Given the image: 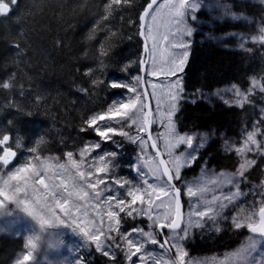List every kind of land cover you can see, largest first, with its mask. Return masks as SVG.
I'll return each mask as SVG.
<instances>
[{"label":"trees","instance_id":"obj_1","mask_svg":"<svg viewBox=\"0 0 264 264\" xmlns=\"http://www.w3.org/2000/svg\"><path fill=\"white\" fill-rule=\"evenodd\" d=\"M150 1L18 0L10 5L9 14L0 16V139L8 135L9 147L31 158L61 160L72 152L76 159L94 138L87 121L125 94L110 82L128 81L139 67V18ZM218 1L222 8H201L192 27L182 85L191 103L179 104L174 122L179 134L203 133L207 144L192 166L181 171L180 180L195 178L204 163L209 170L236 173L240 154L235 149L243 135H264V6L257 0ZM222 9L227 14L217 15ZM257 29L259 40L248 42ZM14 45H19V56L13 55ZM254 82L259 87L241 106L219 98L225 88L247 92ZM3 83L10 87L3 88ZM127 142L118 160L125 161L133 152ZM2 148L0 143V155ZM252 156L255 163L239 179L241 202L258 210L264 205V156ZM20 163L17 156L14 164ZM119 168V175L133 183L129 169ZM143 225L141 219L121 221L123 231ZM230 225L217 231L213 223L204 233H195L184 243L188 255L219 257L236 249L248 232ZM86 246L89 264H124L118 250H112L109 259L96 253L92 244ZM23 250L22 239L0 235V264H13Z\"/></svg>","mask_w":264,"mask_h":264},{"label":"snow or ice","instance_id":"obj_2","mask_svg":"<svg viewBox=\"0 0 264 264\" xmlns=\"http://www.w3.org/2000/svg\"><path fill=\"white\" fill-rule=\"evenodd\" d=\"M17 3L18 0H7V2L0 0V16H7L10 12V5H16ZM119 3L120 0H111V4ZM111 4L108 6L109 9H111ZM154 4H156V0H151L144 14L140 16V35L144 39L145 53V59L141 61V65L148 64V74L153 77L164 76L171 78L183 72L185 63L189 58L188 49L190 48V41L185 40L184 37H191L192 29L187 26L184 18L189 9L195 10L196 5L190 3L189 0H176V2L174 0H165V3L156 9L155 14L151 15V23L145 24L146 18L150 14L148 10L152 9ZM105 19H107V16ZM13 47L16 48V52L13 54L14 57L19 56V45H14ZM169 47L172 50L180 51L169 53L167 51ZM134 80L137 81L135 85L122 82L118 79L111 81V88H124L127 89L128 93H134V95L125 98L124 94H121L113 99L106 112L94 115L87 123L89 126H92L106 118L111 120L115 114H122L126 123L117 121V123L121 124L119 131L111 126L97 127L96 134L106 140L110 139L109 133L126 136L132 143L139 141L141 148H143L147 141L152 139L151 135L147 139H143L140 135H130L127 131L123 130L124 128L136 126L137 131L142 132L152 122L150 119L151 111H145L149 108L147 103L149 93L147 91H137V87L143 85L145 81L140 76L134 77ZM2 87L7 89L10 85L3 83ZM166 87L167 90L165 91V86L162 83H151V88L153 89L151 96L156 99L157 113H160L162 104L167 105L164 112L167 121V131L166 133H162L161 136L165 137V148L168 151L172 169L166 165L163 159H159L160 153L157 151L155 158L148 157L144 160L143 168L147 169L146 172L142 170L140 165L135 166L141 178L140 184L134 188L129 187L126 189L125 194L110 195L104 197L101 201L102 191L111 192L112 189L106 187L101 191H96L99 185L106 182L103 178H97L93 182L91 179L93 172L83 169V158L87 149L80 152L81 159L79 161L73 158L72 152L66 153L68 158L67 163H52L50 160H41L40 157H36L37 160H40L39 164L28 162L15 167L6 177L0 176V197L3 198L0 199V207H4L5 204L18 203L23 207L24 212L28 216L38 221L42 226L50 224L52 220L66 227L76 224L75 218L72 219L71 224H65V221L56 215V208H60L69 217H72L74 212L80 213V219L84 221V227H81L79 224H76V226L81 228L85 237L96 242V248L100 250L102 247L101 243H99L100 229L96 228L95 231L89 230L93 226V222L88 219L89 210L96 211L101 205H107L109 209L107 217L115 224L114 228L110 225L109 230L116 231L119 229L121 220L118 213L111 210L113 207L111 202L115 201L114 207L119 208L120 212H125V206L132 208V205H136L137 202L141 205L146 204L147 208H132V210L127 211L126 215L131 217L133 216V212L145 215L152 221L149 228L155 226L160 229V232L154 234L151 230L145 231L142 227H136L129 229L126 233H122L129 249L127 252L128 259L131 260L136 253H140L138 257L139 264H147L148 261H151V264H185L184 257L187 255V252L184 250L182 241L189 238L191 230L194 227L203 228L205 226V218L215 221L217 217L221 216L224 209L228 207V204L241 196L242 193L239 190L240 180L237 179L235 173L226 175L224 172H221L219 176H216L215 174L208 175L202 170L200 178L185 182L186 194L190 198L196 197V199L190 200L188 217L186 220L183 219L180 188L175 181L180 180L181 169L190 167L198 158V148H193V137L191 134L186 136L176 133V124L173 117L179 111V104L183 98L184 89L181 80L179 78L174 81L169 79ZM81 90L83 91V89ZM261 91H264V88H261ZM237 102L242 103V101ZM81 130L83 131L84 129ZM8 140L9 136L3 135L0 143H6ZM248 144L259 147L255 132L247 133L245 147L238 148L237 151L241 153L246 149L250 151L251 149L247 147ZM180 145H186L192 151L186 154L174 155L173 150ZM203 146V144H200L198 147ZM151 147L153 149L157 148L154 140ZM95 148H100V144L97 143ZM110 154L115 155V152ZM16 156L17 153L15 151L5 147L3 155H0V165L7 167ZM141 159L144 158L141 157ZM99 160L102 166L97 167L89 164L88 167H94L96 173L107 172L108 164L105 162L104 157L101 156ZM253 163H255L254 160H245L244 163H241L239 175L243 176L247 167ZM57 179L58 183L56 182ZM113 183L117 184L120 188H124L126 184H131L128 180L120 179L114 180ZM210 185L214 187H210ZM225 185H231L236 191L229 192L228 194H214L217 189ZM86 188L92 189L93 193L90 194L85 190ZM210 192L213 193L211 198L207 195ZM145 194H147L149 199H145ZM125 196L130 198V201ZM152 197H155V200ZM161 197H165L166 199H161ZM93 200L96 202H93ZM156 201H159V203H156ZM79 202H83V204ZM82 207L84 211L81 213ZM161 209L167 210L160 211ZM96 215L100 216L102 214L96 211ZM245 219L249 222L248 227L250 231L258 234L261 239L250 238V242L247 245L239 248L232 256L228 257L225 261H220L219 264H233V262L235 264H264V252L259 257L255 255V253L260 251L259 245L264 243V207L259 209V222L256 226H253L255 222L252 220V215H249ZM182 223L185 225L183 228H181ZM233 223L236 228L242 226L241 222H237L235 218L233 219ZM164 228L170 230L171 236L161 243L157 240V235H164ZM216 230L219 231V227H216ZM73 231H75V228ZM132 233H137V235L132 236ZM109 238L111 239V237ZM149 242L159 245L165 251L175 248L177 252L176 258L173 259L163 253L158 256L154 249L142 251ZM26 247H28L29 251L23 255L20 264H24V261H29L30 258H33L31 249H34L36 245L31 238L27 239ZM132 249H135V252ZM105 255H110V253L105 252ZM188 264H191V262H188Z\"/></svg>","mask_w":264,"mask_h":264},{"label":"rangeland","instance_id":"obj_3","mask_svg":"<svg viewBox=\"0 0 264 264\" xmlns=\"http://www.w3.org/2000/svg\"><path fill=\"white\" fill-rule=\"evenodd\" d=\"M174 2H176V0H174ZM189 2L194 3L196 5V8L194 11L189 9L186 12V15L184 18L185 23L187 24V26L189 28L192 29V35H191V37H184V39L191 41L192 36L195 33V30L192 27H193V24L196 23V14L201 12V8H203V7L209 8L211 6V8L213 10H215V9L220 10L222 8V6L218 0L217 1L216 0H189ZM163 3H165V0H162L153 8V10L150 12L149 16L146 18L145 24L151 23V15H154L156 12V9ZM202 10H204V9H202ZM226 14H227V11L225 9H222V11L217 13V15H219V16H223ZM238 19H240V18H238ZM255 32H256V34H253L249 38L248 42L253 43V42H257L259 40L258 36H260V29H257ZM138 38H139V29H138ZM245 41H246V39L243 40L244 44L246 43ZM149 44H150V42H149ZM190 50L191 49L189 48L188 49L189 53H190ZM167 51L169 53H171L173 51H180V50H172L169 47L167 49ZM141 58H142V52H141L140 60H137L138 61L137 66L139 64L138 68H140ZM187 62H188V60H187ZM187 62L185 63L183 72L178 73L174 77H171V78H167L164 76L153 77V76L148 74L149 65L147 67V73L145 76V88H146L147 92L149 93L151 103H152V126H151L152 138L156 142L159 151L161 152L163 158L167 162L170 169H172V165L169 162L168 151L165 148V137L161 136L162 133H166V131H167V121H166V117L164 116V112L166 110L167 105L162 104L161 108H160V113H157V111H156V108H157L156 99H154L151 96V93L153 92V89L151 88V83H162L165 86V88H164L165 91L167 90L166 86L169 82V79L174 81L175 79L179 78L182 82V85H183L184 71H185V67H186ZM135 67H136V64H135ZM138 68L135 69V72L132 75H130V77H129L128 81H126V83H131L134 85L137 84V81L134 80V77L140 76V69H139V74H138ZM258 87H259L258 83L254 82L251 85V89L247 92H242V91H240L234 87L225 88V89H223V91H221L219 98H220V100L224 101L228 105H234V106L238 107V106H241L242 104H244V102H246L247 96L252 94L253 89L256 90ZM137 91L142 92L141 86L137 87ZM124 93H125L124 94L125 98H127L128 96L134 95V93H128L127 89H124ZM158 95H159V92H158ZM183 95H184V92H183ZM187 97L188 96H183L180 103H184V102L191 103L190 99H188ZM262 98H263L262 101L264 103V96ZM142 99H143V97H142ZM237 101H242V103H238ZM263 108H264V104H263ZM263 114H264V112H263ZM173 120H174V117H173ZM117 121H121L122 123H126L122 114H115L111 120L106 118L105 120L98 121L95 125L90 126L92 128V137H94V138L92 139V142L88 145V147H86L87 151L85 152V155L83 158L84 159V165L82 167L86 171L93 172V176L91 178L92 181L94 182L97 178H103L106 182L105 184L99 185L97 187L96 191H101V190L105 189L106 187L112 189L111 192L102 191V196L100 198L101 201L103 200L104 197H107L110 195L125 194L126 189H128L129 187L134 188L135 186L140 184L141 178L138 175L135 166L140 165L142 170L146 172L147 169L143 168L144 160L147 159L148 157L155 158V155L152 153V151L149 147L148 141L144 145V147L141 148L139 141L137 143H132L126 136L114 135L113 133H109L108 135H109L110 139L106 140V139H104V138H102L96 134V128L97 127L103 128L105 126H111L114 129H116L117 131H119L121 129V124L117 123ZM123 130L127 131L130 135H140L143 139H147L146 131H142V132L137 131L136 126L124 128ZM176 133L179 134L177 131H176ZM247 133H245L243 135L238 147H236L235 150H237L238 148H244L245 147V142L247 140ZM185 135L187 136L188 134H185ZM191 135L193 137V148H198V153H199V151L201 149H204L206 147V144H207V139L204 136L205 134H203V133H192ZM126 139H128L127 144L133 150V152H129L126 155V157L123 158L125 161L118 160V158L120 156H122V153L120 151L123 149V147H124L123 145H125L124 142L126 141ZM256 140L259 144V147H257L256 145L248 144L247 147H248V149H251L250 151L247 149L243 153L237 151V153L240 154V157H239L240 164L244 163L245 160H249V161L254 160L255 161L256 158L254 156H252L253 153H256L258 156H264V135L262 134L261 137L256 136ZM114 141H115V143H114ZM9 142H11V141L9 140ZM97 143L100 144V148H95V145ZM200 144H203L204 146L198 147ZM7 146L8 145H5L2 149H4ZM256 147L260 148V152L255 151L253 149ZM112 150L113 151L115 150L114 151L115 155L110 154L112 152ZM190 151H192V149H188L186 145H180L173 150V154L174 155H181V154H186L187 152H190ZM248 155H250L249 158H247ZM101 156L104 157L105 162L108 164V171L104 172V173H96L95 168L94 167H88V165L93 164L97 167L102 166V164L99 160V158ZM36 157H40L41 160H50V162H52V163H57V162L67 163V161H68L67 156H65L64 159H61V160H58V159L54 158L53 156H48V157L35 156V157L31 158L28 153L23 152V155L18 154V158H19V160H21L20 164H14L13 166L9 167L8 169H4L3 166L0 165V176L6 177L10 171H13L15 169V167L20 166L22 164H26L28 162L39 164L40 160H37ZM141 157H143L144 159H141ZM25 158L27 159L26 162L24 161ZM80 159H81V157L79 154L78 157L76 158V160L79 161ZM110 165L112 168H110ZM120 166L125 170L129 169V172L131 173V176L134 179L133 183L126 184L124 186V188H120L117 184L113 183V181L116 179L128 180L126 178L123 179V177L119 175L120 171H121V169L119 168ZM190 167H184L181 169V171H183L184 169L190 168ZM198 167H199V169L197 171H199V173L197 174V176L195 178H193L192 180H179L178 181L177 186L180 188V190L183 193V204H184L183 219L184 220H186L188 217V213L190 210V200L196 199V197L190 198L186 194L185 182L186 181H194L197 178H200L202 170L204 173H206L208 175L215 174L216 176H219V174L221 173L219 171L216 172V171L207 169V166L205 163L201 164V166H198ZM239 168H240V166L237 168L238 171H236V173H235L238 180L241 177L239 175ZM224 173L227 175V174H233L234 172L233 173L232 172H224ZM56 182L58 183V179L56 180ZM262 185L264 186V180L262 181ZM210 187H214V186L210 185ZM85 190L88 191L90 194L93 193L92 189L86 188ZM234 191H236V189L233 188L231 185H225L222 188L217 189L214 194L215 195H220L221 193L228 194L229 192H234ZM207 195L209 198H211V195H213V193L210 192ZM125 198L130 201V198H128L126 196H125ZM0 199H3V198L0 197ZM145 199L146 200L149 199L147 194H145ZM152 199L155 200V197H152ZM161 199H166V198L161 197ZM242 199H243V195L237 197L232 203L228 204V207L224 209V211L221 213V216L217 217V219L215 221L207 220V218H205V226L203 228L194 227L191 230V235L189 236V238L182 241L183 247H184V243L186 241L193 239L195 237V235H197L195 233H197V232L204 233L205 229L207 227L210 228L213 226V223H214V229H216V227H219V229L221 230V228L224 227L223 224L228 226L231 223L230 226L233 229L240 230L241 228H243V229L247 230L249 228L248 227L249 222L245 218L248 217L249 215H252V220L256 224L257 223V217H256L257 211L261 207H263V205L261 207H259L258 210H257L258 207L256 205L253 208L251 205L246 207V205L241 202ZM93 202H96V201L93 200ZM5 203H7V202H5ZM79 203L83 204V202H79ZM111 203L113 204V207L111 210L118 213V216H119L121 221H122V219H124V220L141 219L144 221L143 228L145 231L151 230L154 232V234L159 233V231H157V227L153 226L152 228H149V225L152 224V221H150L147 218V216L139 215L136 212H133V216H131V217L126 215L127 211L132 210V208H136V209L147 208L146 204L141 205L139 202H137L136 205H132V208L125 206V212H120L119 208L114 207L115 201H113ZM156 203H159V201H156ZM225 203H227V201H225ZM153 207H155V206H153ZM108 210L109 209H108L107 205H101V207L99 209H97L96 211L100 212L102 215L97 216L96 211H92V210H89V212H88V219H90L93 222V226L90 227L89 230L95 231L96 228H99L100 233H101L99 243H101L102 247L100 250H97L96 242H93L92 240L85 237L83 232L81 231V228L76 226V224H79L81 227H84V221L82 219H80L81 214L74 212L73 216L69 217L64 212H62L60 208H56L55 209L56 215L59 216L62 220H64L65 224H71V221L73 218L76 219V224H72L71 227H66L64 225V227L62 229L57 230V235L62 239V242H63L62 247H60L56 251L48 253L47 254V256H48L47 262H45L41 256H38L37 257V264H89L90 257L87 255V252L89 253L88 248L86 246L87 243L92 244L96 253L103 255L109 259H110V257L113 258L112 254H111L112 250H118L122 253V257L124 258V264H139L138 257L140 255V253H136V255H134L131 260H129L127 257V252L129 249H128V245H127L126 240L122 236V233H126L127 231H123L121 229V224H120L118 230H116V231H110L109 230V226L111 225L114 228L115 224L113 221H110L108 219V217H107V211ZM166 210L167 209H161L160 211H166ZM13 211H15V210L13 209ZM83 211H84V209L82 207L81 213ZM221 217H223V218H221ZM234 218L236 219L237 222H241L242 226L240 228L235 227V224L233 223ZM184 226L185 225L182 223L181 228H183ZM74 228H75V231H73ZM35 231H36L35 225L30 220L26 219L23 215L15 214V215L8 217V218H0V235L10 236L12 238H19V239L23 240L24 250L16 257L15 262L13 264H20V261L22 260L23 255L27 254L29 249H28V247H26V245H27L26 237L30 236ZM103 231L106 232L105 235L103 234ZM163 232H164V235H157V240L160 241L161 243L165 239H167L168 237L171 236V232H165V231H163ZM136 235H137V233H132V236H136ZM109 237H111V239ZM129 238H132V237H129ZM250 238L251 239H257V240L261 239L259 236H253V235H250L249 233H247L245 238L242 239L243 240L242 243L236 249L229 251L228 253H225L219 257L214 255V256H209V257H205L202 259H194L188 255V252L184 248V250L187 252V255L184 257L185 264H188V262H191V264H219L220 261H225L228 257L232 256V254L235 253L236 251H238L239 248L247 245L250 242ZM259 248H260V251L255 253V255L257 257H259L261 255V253L264 252V243H261L259 245ZM148 249H154L158 256L162 253L168 257L173 258V259H175L177 256V252H176L175 248H171L169 251H165V249L160 248L159 245H154V244H151L149 242L145 245V249L142 251H147ZM132 251L135 252V249H132ZM83 252H84V255H83ZM105 252L110 253V255H105ZM24 264H34L33 258H30L29 261H24ZM147 264H151V261H148ZM233 264H235V262H233Z\"/></svg>","mask_w":264,"mask_h":264},{"label":"clouds","instance_id":"obj_4","mask_svg":"<svg viewBox=\"0 0 264 264\" xmlns=\"http://www.w3.org/2000/svg\"><path fill=\"white\" fill-rule=\"evenodd\" d=\"M257 2L264 6V0H257ZM235 16V14H233ZM13 209L15 211H13ZM15 214L23 215L26 219L30 220L36 228V231L26 239L31 238L36 247L31 249L33 252L34 264H37V257L41 256L45 262H47L48 253L58 250L62 247V239L57 235V230L62 229L64 225L57 223L55 220L48 225H41L38 221L28 216L23 207L18 203L16 204H5L4 207H0V218H8Z\"/></svg>","mask_w":264,"mask_h":264},{"label":"water","instance_id":"obj_5","mask_svg":"<svg viewBox=\"0 0 264 264\" xmlns=\"http://www.w3.org/2000/svg\"><path fill=\"white\" fill-rule=\"evenodd\" d=\"M161 1H162V0H156V4L153 5L152 9H149V10H148L149 13H150V12L153 10V8H154L159 2H161ZM150 3H151V1L149 2V4H150ZM147 7H148V5L145 7V10L147 9ZM145 10H144V12H145ZM144 12L142 13V15L144 14ZM145 23H146V21H145ZM140 32H141V21H140V18H139V39L141 40V43H142V58H141V61H142V60L145 59V53H144V39H143L142 36L140 35ZM147 67H148V64H144V65L142 66V65H141V62H140V68H139V69H140V77H143L144 81H145V76H146V73H147ZM141 90H142V92H143V91H147L146 88H145V82H144L143 85H141ZM147 103H148L149 108L146 109L145 111H149V110L151 111L150 119L152 120V103H151L150 96H148V98H147ZM151 126H152V122H151L150 125L147 127V129L145 130V131H146V137H148L149 135H151V137H152ZM152 141H153V138H152L151 140H148V144H149V147H150L152 153H153V154L155 155V157H156V152L159 151V149H158V147H157L156 149H153V148L151 147ZM12 151H13V150H12ZM159 153H160L159 159H163V160L165 161V159L163 158V156H162V154H161L160 151H159ZM2 155H3V154H2ZM15 158H16V157H15ZM15 158H13L12 162H11L7 167H4V166H3V167H4L5 169L8 168V167H10V166L13 164ZM165 162H166V161H165ZM166 165L168 166L167 162H166ZM168 167H169V166H168ZM180 193H181V194H180V200H181V205H182L181 211H182V215H183V213H184V204H183V193H182L181 190H180ZM258 222H259V212L257 213V223H256V224H258ZM256 224H255L254 226H256ZM157 231L160 232V229L157 228ZM163 231H165V232H170V230H169L168 228H164ZM247 232H248L250 235L258 236V234L252 233V232L250 231V229H248Z\"/></svg>","mask_w":264,"mask_h":264}]
</instances>
